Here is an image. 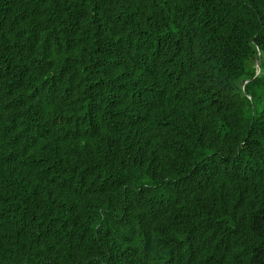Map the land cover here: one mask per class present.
<instances>
[{"label": "trees", "instance_id": "obj_1", "mask_svg": "<svg viewBox=\"0 0 264 264\" xmlns=\"http://www.w3.org/2000/svg\"><path fill=\"white\" fill-rule=\"evenodd\" d=\"M0 169V264H264V0H0Z\"/></svg>", "mask_w": 264, "mask_h": 264}, {"label": "clouds", "instance_id": "obj_2", "mask_svg": "<svg viewBox=\"0 0 264 264\" xmlns=\"http://www.w3.org/2000/svg\"><path fill=\"white\" fill-rule=\"evenodd\" d=\"M256 66H257V71H256V75H258L260 72H261V63H260V61L258 60L257 61V64H256ZM20 100H21V94L20 93H18L17 94V97H16V99H15V101H14V103L12 104V106H13V108L16 110L18 107H19V105H20ZM15 107H17V108H15ZM36 125V124H35ZM37 127H40V128H44V127H41V126H38V125H36ZM45 145H47L49 148H55V146H53V145H51V142L50 141H48V142H46L45 143ZM43 150H44V152L46 151V148L45 147H43ZM16 152H18L19 154H20V151H16ZM56 167L57 168H55V169H53L51 172H50V176L53 178L54 176H55V181L57 182V183H61L62 181H64V170H62L59 166H57L56 165ZM15 175H16V172H15ZM17 176V175H16ZM0 178H1V180L3 181V183H5V184H7L9 181H11V180H14L15 181V178H14V175H13V173L12 172H10V171H6V170H4V169H0ZM52 194H55V195H58V194H60V191H58V190H56L55 189V187H53L52 186V188H51V190H46V192L45 193H42V195H52ZM62 195V193L59 195V196H61Z\"/></svg>", "mask_w": 264, "mask_h": 264}]
</instances>
